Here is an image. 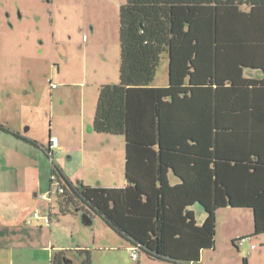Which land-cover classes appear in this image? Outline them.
Wrapping results in <instances>:
<instances>
[{
	"label": "trees",
	"instance_id": "1",
	"mask_svg": "<svg viewBox=\"0 0 264 264\" xmlns=\"http://www.w3.org/2000/svg\"><path fill=\"white\" fill-rule=\"evenodd\" d=\"M260 28L264 0H127L120 9V80L101 87L93 129L124 137L128 186H75L53 163L61 212L70 205L93 212L149 260L174 264L198 263L215 248L221 208L253 209L252 238L264 237V145L229 131L238 93L252 98L258 86L241 76L254 66ZM164 59L169 86L155 88ZM254 102L246 104L261 106ZM171 174L181 183L172 185ZM197 203L206 214L202 225L190 210ZM81 252V264H92ZM52 264L75 263L58 251Z\"/></svg>",
	"mask_w": 264,
	"mask_h": 264
},
{
	"label": "crops",
	"instance_id": "2",
	"mask_svg": "<svg viewBox=\"0 0 264 264\" xmlns=\"http://www.w3.org/2000/svg\"><path fill=\"white\" fill-rule=\"evenodd\" d=\"M254 32L256 35L251 49L254 66L243 68L241 78L254 81L258 86L252 88V98L247 92L238 93L237 114L229 123V131H237L245 139H252L258 146H263L264 28ZM52 36L55 39V33ZM84 36L87 35L80 39L84 43L83 49L79 50L84 55L83 64L69 55L70 44L64 42L67 49L65 60L59 61L58 66L55 63L60 86L53 84V75L46 69L39 77L41 64L36 60L28 67L27 75L17 78V71L11 67L12 75L0 78V124L9 130H0V264H52L56 252L67 250V246L56 244L62 217L56 211L58 197L55 191L53 193V162L47 155L51 138H56L61 147L56 164L75 186L106 189L128 186L126 143L120 144L119 139H115V136L121 135L97 133L93 129L101 87L119 83L121 51L112 50L105 43L90 44L91 37L88 35L84 40ZM69 59L70 62H67ZM67 69L69 71L63 74L62 71ZM153 87L166 88L156 86L155 82ZM247 100L259 101L261 106L253 104L254 107H251V104H246ZM209 165L212 170V163ZM209 180L212 188V173ZM170 182L178 185L181 180L171 174ZM43 195L47 199L42 198ZM190 210L194 211L198 225L205 222L206 214L201 204H195ZM240 210L252 212L249 215L251 228L243 215L235 213ZM35 213L39 214V218L35 217ZM89 213L93 223L95 214ZM106 230L112 236L113 233ZM254 230L253 209H219L215 248L204 250L200 262L190 264H205L206 257L213 258L218 254L227 258L236 248L234 241L240 237H252ZM254 239L239 248L238 252L245 249L247 254L251 245H256L252 255L258 249ZM125 248L132 254L133 246L128 243ZM145 258L141 259L138 255L133 260L147 264L148 259ZM74 263L79 264L78 261Z\"/></svg>",
	"mask_w": 264,
	"mask_h": 264
},
{
	"label": "rangeland",
	"instance_id": "3",
	"mask_svg": "<svg viewBox=\"0 0 264 264\" xmlns=\"http://www.w3.org/2000/svg\"><path fill=\"white\" fill-rule=\"evenodd\" d=\"M126 1L0 0V78L12 75L11 67L17 71L15 77L27 75L28 67L36 60L41 64L39 77L46 69L53 75V84L60 86L56 70L60 65L59 61L65 60L67 49L64 42L68 41L70 44L69 55L83 64L84 55L79 50L83 49L84 43L80 39H83L84 34L91 37L90 44L105 43L120 53V9ZM52 33H55V39ZM67 62H70V59ZM33 69L35 70L34 67ZM68 71L69 69L63 70L62 73ZM168 81L169 66L168 60L165 59L158 68L155 85L167 87ZM47 85L51 86L49 81ZM115 139H119V143L124 145L123 136H115ZM54 191L55 188L53 193ZM55 205L59 217H62V228L56 244L67 246L68 258L81 264L87 256L81 252L83 250L87 251L92 264H139L133 260L131 250L125 248L128 246L126 240L111 230L100 216L93 215L94 222L86 225L84 212L76 211L74 205H70L65 213L61 212L58 202ZM235 213L243 215L244 221H248V226L252 227L249 220L252 212L240 210ZM106 229L113 233L112 236L107 234ZM255 238L254 243L258 245V249L249 257L245 249L239 253L235 248L227 258L221 254L214 255L213 258L206 257L205 264H244L247 257L249 264H264V238ZM229 253L230 248L227 251V254ZM138 255L141 259L145 258L140 252ZM147 261V264H166L149 259Z\"/></svg>",
	"mask_w": 264,
	"mask_h": 264
},
{
	"label": "built area",
	"instance_id": "4",
	"mask_svg": "<svg viewBox=\"0 0 264 264\" xmlns=\"http://www.w3.org/2000/svg\"><path fill=\"white\" fill-rule=\"evenodd\" d=\"M87 39V36H84V40ZM56 87V86H54ZM60 144L58 142V140L56 138H51L50 139V145L49 148L47 149V155L48 157L52 160L53 163H56V157L60 154ZM56 176H54L52 174V181L54 183L53 186L55 188V192L57 194V192L60 190L59 189V184L56 183ZM42 198L47 199L46 195H43ZM35 217L39 218V214L35 213ZM47 222L49 223V220H47ZM253 240L252 237H240L237 239V246L241 249L245 246L246 243L251 242ZM256 249V245H251L249 252L247 253V256L251 255L252 251H254ZM132 254H133V258L136 259L138 257V252L137 250L133 249L132 250Z\"/></svg>",
	"mask_w": 264,
	"mask_h": 264
},
{
	"label": "water",
	"instance_id": "5",
	"mask_svg": "<svg viewBox=\"0 0 264 264\" xmlns=\"http://www.w3.org/2000/svg\"><path fill=\"white\" fill-rule=\"evenodd\" d=\"M84 222L86 225H91L92 224V220L89 218V216L84 215L83 216Z\"/></svg>",
	"mask_w": 264,
	"mask_h": 264
}]
</instances>
